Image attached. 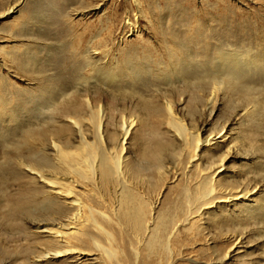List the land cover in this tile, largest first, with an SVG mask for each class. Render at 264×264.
Returning <instances> with one entry per match:
<instances>
[{
    "label": "rangeland",
    "instance_id": "rangeland-1",
    "mask_svg": "<svg viewBox=\"0 0 264 264\" xmlns=\"http://www.w3.org/2000/svg\"><path fill=\"white\" fill-rule=\"evenodd\" d=\"M9 8L13 9L8 12ZM221 15L224 17L219 23ZM248 20L252 28H264V0H105L103 5L101 0H0V96L3 95L0 97V264H102V258L98 257L102 254L86 240L78 246L82 250L80 258L41 259L52 251L66 250L34 229V224L47 219L51 209L44 199L41 183L32 180L24 166L42 150L49 158L53 156L50 135L46 133L47 127L36 123L44 115L33 110L30 103L18 112L17 132L14 130L18 123L9 122L4 116L8 110L2 106L4 99L13 102L11 105L15 107L20 105L18 98L32 102L45 85L53 90L72 89L83 77L86 78L83 96L90 100L94 111L101 107L106 114L103 144L98 153L111 161L120 155L129 170L137 173L131 181L129 177V186L118 184L116 190L127 187L131 191L129 195H135L148 208L155 206L148 214L151 220L156 219L157 226L162 217L165 219L161 225L162 240L166 236L162 229L170 226L169 218L185 208L200 176L209 175L215 165L221 168L216 171L214 198H220V194L222 197L227 190L234 192L237 187L238 191L252 193H248L246 202L240 200L236 205L230 202L226 207L214 199L212 204L202 206L191 216V230L178 229L175 253L172 258H164L162 264H264V210L256 213L257 216L251 215L257 207L264 206V81L247 77L252 98L218 89L211 105L205 102L210 87L198 88L202 84L198 83L200 80H207L202 71L204 63L209 58L212 61L218 50L245 49L264 55V29L250 35L245 25ZM198 26L203 30L199 41L189 42L186 38L193 36ZM188 27L195 28L187 31ZM162 34L165 38L173 37L174 45L180 46L185 64L179 62L178 67H182L179 74L164 69L167 57ZM70 42L73 45L78 42L79 51L89 49L87 46L91 43L96 51L111 55L104 59L101 54L96 55V69L81 66L77 75L68 77L70 65L65 56L72 52ZM14 48L18 49L22 63L30 62L29 71L18 69L10 60V51ZM129 56L132 66L138 68L122 69L124 61L128 62L124 58ZM42 78L44 83L40 84ZM85 98L72 97L70 106L74 111L84 112L81 115L83 136L88 143H94ZM166 102L185 126L186 138L198 133L203 141L221 130L227 138L220 146H215L216 149L214 146L200 148L189 165L190 147L169 127ZM123 120H132L134 124L120 147L117 140H120ZM24 124L36 129L34 142L28 141L30 147L35 144L31 150L20 144L22 140L18 143ZM63 125L70 127L68 120H59L57 127ZM68 130L54 135L69 139L72 145L78 144L80 139L76 132ZM156 156L161 162L158 169L152 166ZM102 190L104 192L105 188L94 191L91 202L83 200L86 209L94 206L110 217L108 230L115 240L113 246L118 262L134 264V249L138 250V264L155 263L156 259L148 258L143 246L137 247L132 227L116 223L110 209L114 197L104 193V198ZM190 200L193 201L192 197ZM245 206L253 210L240 213ZM104 238H101L102 244L108 248ZM104 260L103 264H119L115 260Z\"/></svg>",
    "mask_w": 264,
    "mask_h": 264
},
{
    "label": "bare ground",
    "instance_id": "bare-ground-1",
    "mask_svg": "<svg viewBox=\"0 0 264 264\" xmlns=\"http://www.w3.org/2000/svg\"><path fill=\"white\" fill-rule=\"evenodd\" d=\"M101 1L103 5L105 0ZM12 9L13 8H9L8 12H10ZM223 17L222 15L219 17V23L222 22ZM245 22H247V24L245 25H247V29L250 31V35H256L258 32H262L264 29L263 27L252 28V25L250 24L252 22L249 20ZM126 24L130 25L128 21L126 22ZM245 25L244 27H246ZM237 26L238 28L240 27L239 25ZM198 27H196L197 29H195V31L193 32V36L188 35V37L186 38L189 42L195 43L200 38L199 33H201V31L203 30L201 29V27ZM194 28L195 27H188L187 31H193ZM163 37L165 38L164 35ZM172 39L173 37L170 38V36H168V38H165V42L163 43L164 54L167 57L166 64L164 63V69H166L168 73L176 75L178 72H180V69H182L181 66L180 68L178 67V64L182 61L183 55L180 51L181 49H179L180 46L177 47L176 45H174V40ZM71 43L73 42H70L69 47L71 48L72 52L71 54H69V56H65L67 63L70 65V73L68 77L72 75H77L81 66H85L87 67V69H96L97 63L94 61V58L98 54L102 55V59L108 58L109 52L102 54L101 52L96 51L95 47H93L94 45L92 46L91 43H88L87 47L89 49L86 48L84 51H79V49L77 50L76 45L78 46V42L76 43V45H73ZM144 50H148L149 52L148 47H145ZM244 50L238 52L218 50L217 53L215 52L212 61H209V58L208 61L204 63V68L203 70H201L205 72L207 80H200L198 83L202 84H200L198 88L200 89V87L206 85L209 86L211 89L210 93H208L209 95L206 97L205 100L206 105L213 104L212 102L214 101V93L218 89H223L224 91H227L231 94L240 93L247 98H252V90L247 86V84L249 83L247 77L253 76L255 77L254 79L257 81H264V55H261L258 51L252 52V50ZM17 53L18 49H11L10 60L13 64H15V66L17 65L18 69H21L22 71H29L28 67L30 66V64L28 63L30 62L25 60L26 62L23 61L25 63H22V60H20L19 55ZM6 56L8 55L6 54ZM145 57L146 58L144 59H147V56ZM124 59L128 62L124 61V65L121 66L122 69L124 67L125 69L132 70L138 68L137 66H132L133 63L131 61L130 56L125 57ZM181 63L185 64V61L183 60ZM85 80L86 78L83 77L81 81L74 86V88H67L65 90L60 88L53 90L50 87L46 88L45 85V88H41V91L39 92L38 96L34 98L32 102L26 101L24 97L22 99L18 98V102L20 104L18 107L12 106L11 104L13 102L9 103L8 100L6 101L5 99H2L4 104L2 106L6 107V109L8 110V112L4 116L7 117L9 122L18 123V112L24 109V107L26 108L27 103H30V106H33L34 108L33 110H36V112H38L39 114L44 115L41 121L36 123L43 124V126L47 127L46 133L50 135L49 143L51 144L50 149L52 148L51 150L53 151V156L49 158L50 156H48L45 150H42L40 153L36 154L34 158H30L28 161L29 164L24 166H26V172L30 174L32 180L37 179V181L41 183L42 189L45 190L43 192L44 199L49 203V210L51 209V211H48L47 219L37 224H34V229L37 231V233H41L51 239L54 243H56V245L60 244L59 246H63L66 250H55L56 252L52 251V254H46L41 259L47 261L53 260L54 258L59 256L68 257V259L69 257H71V259H73L74 257H76L75 259L80 258L82 256V250H80L81 246L87 241V243L89 242L90 246H92L96 252L98 251L102 254L98 256L102 258V264L105 262L104 259L106 258L118 262L119 258L117 259V256L115 255V248L113 246L115 240L113 234L108 230V228H110L109 225L111 223L110 217L107 214L99 212L98 208H94V206H88V208L86 209L85 207L87 206L84 204L83 200L84 198L88 202H91V198L94 197L93 195H95L94 191H100L101 187L105 188L104 192L102 190L104 198L105 195L114 197L112 198L113 202L110 206V209L114 217L117 219L116 223H124L132 227L134 240L139 244L137 245V247L140 248L141 246L142 248L143 246V250H146L148 252V258H151L152 256L156 259L155 263L153 264H162L164 258H172L174 252L173 247L177 242L176 233L178 229L188 228L189 230H191L193 226L190 223L192 221L191 216L197 214L202 206L212 204L214 199L223 203L226 207L227 204H229L230 202L231 205H236L235 202H238L240 200H242V202H246L249 199L248 193L250 192L248 191L247 193L244 191L242 192L241 190L238 191V187L235 189L236 191L234 192L233 190L229 192L227 190L226 193L223 192L224 194L222 195V197L220 194V198H214V195L216 193L215 179L218 176L216 171L217 169L221 168V165H215L209 175L200 176V181L195 184V191L189 195L190 198L192 197L193 201L190 200L189 202L188 197V203L186 204L185 208L181 210V212L178 213L176 216H171L169 218L168 224H170V226L168 229H170V231L168 232L167 227H162V231L166 232V236H164L162 240L163 233H161V225L164 223L165 219H163V217H160L162 221L157 226L156 219L151 220V216L150 214H148L154 210L155 206L153 207L149 205L148 208V205L142 203L139 199L135 197V195H129L131 191L127 187H120L121 189L116 190V187L119 186L118 184H122V186L123 184L129 186V184H127L129 177L131 181V178H134L137 173L133 174L132 170H129L127 163L122 159L120 155H118L116 159L111 161L107 157L103 156L101 153H98V148H100L101 144H103L102 142L105 132L104 120L106 114L101 107H96V110L94 111V109L91 107L90 100L85 98L86 95L83 96V94L85 93V90L83 89L86 83ZM110 80L112 81V79ZM43 83L44 79L42 78L40 84ZM2 96L0 97L2 98ZM19 96H22L21 93ZM72 97L85 98L83 99L85 105L84 107L89 111V119L91 121V124H93V136L95 139L94 143H88L84 139V131L81 125V121L83 118L81 115L84 112L81 114V111L77 112L71 108L70 105L72 103ZM164 107L166 112L165 115L168 118L167 120L169 127L179 137L181 142L185 143L188 147H190L188 150L189 165L196 159V152L200 148H209L210 146H214V148L216 149L217 147L215 146H220L221 143H223L227 138L221 130L217 134L213 135L214 137H207L203 141L200 140L198 133H191V138L188 139L186 138V128L183 125L182 121L177 118V116L175 117V115L171 111V104L169 102H166L164 104ZM61 119L69 121L70 127H68V129H73L76 132L78 138L80 139V142L78 144L72 145V142L69 139H64L63 137L59 138L55 136L57 135L56 133L60 131H69L66 127H64V125L63 127H57V124ZM1 120L2 114L0 112V123ZM133 124L134 121L132 120H130L129 122L123 120L121 122L120 140H117V143L120 145V147L123 146L122 144L125 141L127 135L129 134ZM19 125L20 124L18 123V126L14 130L15 132H17ZM38 127H40V125ZM34 129L30 127V125L24 124V127L21 128V131L19 133L20 137H17L18 143L19 140H22L20 144H22L23 146L25 145V147L27 148L29 147V150H31L35 145L31 144V146L33 147H30V144L28 142H34L35 140L33 136ZM36 133L38 132L36 131ZM38 135H40V133ZM115 136L116 134L113 135V137ZM68 137L70 138L71 136ZM42 146H44V144ZM154 159L155 161L153 162L152 166L156 169L160 168L161 162L158 160V156L154 157ZM108 187H111L112 190H109ZM90 194H92V196ZM84 208L86 209V211H84ZM147 208L150 209V211H147ZM252 210L253 208L245 206L240 210V213L245 214L247 211L251 212ZM263 210L264 206H259L252 212L251 215L257 216L256 213L262 212ZM88 213L89 216L85 217ZM110 230L112 231V229ZM102 237H105L104 239L108 242V248L103 246L101 241ZM79 245L81 246L78 247ZM82 249L84 250V248ZM132 251L134 253V264H138V250L135 251L134 249H132Z\"/></svg>",
    "mask_w": 264,
    "mask_h": 264
}]
</instances>
